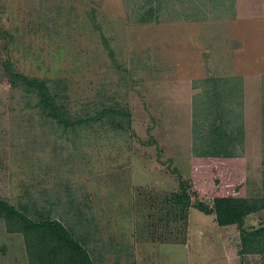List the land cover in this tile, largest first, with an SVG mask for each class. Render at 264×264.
Masks as SVG:
<instances>
[{"label": "rangeland", "instance_id": "1", "mask_svg": "<svg viewBox=\"0 0 264 264\" xmlns=\"http://www.w3.org/2000/svg\"><path fill=\"white\" fill-rule=\"evenodd\" d=\"M7 62L48 80L71 117L88 121L46 116ZM253 65L264 68V0H0V199L61 221L94 264H231L223 249L236 251L238 235L174 207L171 170L192 203L243 195L255 181L263 190L264 166L195 154L210 121L205 79L228 88ZM234 101L222 107L243 113ZM246 223L264 225V212ZM17 226L0 213V264H40L29 248L40 234Z\"/></svg>", "mask_w": 264, "mask_h": 264}, {"label": "trees", "instance_id": "2", "mask_svg": "<svg viewBox=\"0 0 264 264\" xmlns=\"http://www.w3.org/2000/svg\"><path fill=\"white\" fill-rule=\"evenodd\" d=\"M5 70L12 82L18 83L27 93L34 96L36 101L34 106L46 116L57 120L65 127L70 124H80L88 121L85 118L71 117L69 107L60 98L61 96H59L56 87L48 84V80L17 72L13 70L10 62L5 65ZM215 81L214 77L205 79L207 88L204 93L205 100H202L205 108L203 112L205 118L210 121L204 134L205 138L203 139V136L200 135L202 150L195 151V154H198L197 156H231L235 151V145L243 141L242 113H236L232 105V107H222L223 102L228 101L229 104V101L231 103L235 100L234 103L240 108L243 95L242 77H231V82L228 81L230 86L228 84L227 88L225 81L223 89L213 85ZM234 93L241 94L239 99L238 95L232 96ZM230 95L232 98L229 97ZM109 112V110H101L96 114V117L101 118ZM113 112L125 117L129 116L120 110H114ZM232 124L236 126H230ZM171 172L178 176L179 183V192L171 198L174 207L180 210H183V207H194L205 215H214L219 226L236 225L240 229L242 251L264 253V226L253 230L243 229L247 215L264 209V195L249 198L216 196L211 204L204 202L192 203L185 189V181L177 169H172ZM0 213L7 223L10 220L15 221L18 225L17 228H14L16 232H22L25 236L29 233L40 234L39 239L43 241L42 244L29 243V248H32L33 251L36 250L34 253L37 255L38 261L40 259V264H94L83 244L74 237L61 221L49 217L34 221L23 211L17 210L16 207L2 199H0Z\"/></svg>", "mask_w": 264, "mask_h": 264}, {"label": "crops", "instance_id": "3", "mask_svg": "<svg viewBox=\"0 0 264 264\" xmlns=\"http://www.w3.org/2000/svg\"><path fill=\"white\" fill-rule=\"evenodd\" d=\"M236 68V66H235ZM251 70H257L256 74L252 72L249 73H237L236 70L233 71L232 76H240L243 80V99H242V110H243V143L235 145V151L231 156H202V157H212L216 159H221L224 162H237L242 164L243 166L246 165H254L255 167L264 166L263 164V150H264V68L263 66H250ZM260 70V71H259ZM244 100V101H243ZM263 106V107H262ZM246 160V161H245ZM243 161V163H241ZM250 188H244L243 195L240 194L239 196L233 197H241V198H249L251 196V192L253 190H258L260 187V197L263 196L264 188L262 190V181L261 183L256 182L252 183ZM247 185V184H246ZM246 192V193H245ZM229 195V194H228ZM232 196V195H230ZM255 197V196H254ZM258 197V196H257ZM264 212V209L251 213L245 217L244 225H247L246 220L249 216L257 214V213ZM58 220V219H57ZM257 227L250 226L249 230L256 229ZM221 228L222 234L229 233L231 229L234 235H238L237 238H233L234 245L236 246V251L229 253L228 249H223L224 251V258L225 260H229L231 264H242V257L239 255L240 253L246 255L247 258L245 259L244 264H264V253H247L242 251V243L240 237V229L236 225H227V226H219ZM227 227H230L228 230ZM235 228V229H234ZM227 231V232H226ZM228 239V236H227ZM229 242V239L227 240ZM152 242V243H151ZM226 242V243H228ZM152 246H154V241L150 240ZM223 242V245H228ZM148 244V243H147ZM146 247L145 245L142 246V249ZM148 247V246H147ZM239 249V250H238ZM238 250V251H237ZM228 257H227V256Z\"/></svg>", "mask_w": 264, "mask_h": 264}]
</instances>
